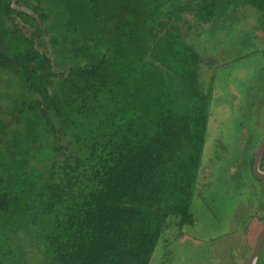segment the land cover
<instances>
[{"label": "trees", "instance_id": "obj_1", "mask_svg": "<svg viewBox=\"0 0 264 264\" xmlns=\"http://www.w3.org/2000/svg\"><path fill=\"white\" fill-rule=\"evenodd\" d=\"M243 5L264 21V0H0V264H151L195 222L222 69L196 38Z\"/></svg>", "mask_w": 264, "mask_h": 264}, {"label": "rangeland", "instance_id": "obj_2", "mask_svg": "<svg viewBox=\"0 0 264 264\" xmlns=\"http://www.w3.org/2000/svg\"><path fill=\"white\" fill-rule=\"evenodd\" d=\"M227 16L214 32L196 38L212 67L222 68L202 160L206 168L200 177L206 175L209 181L212 174L214 186L203 191L205 183L202 187L199 181L198 189L203 192L196 193L191 209L195 222L178 230L165 247L160 244L151 264H246L264 228V182L252 177L249 162V154L264 138V112L256 108L264 105V21L249 5ZM212 70L204 64V79ZM1 77L3 93L15 94L14 83L9 85L8 77ZM248 85L254 86L247 91ZM3 98L0 103L6 106L8 97ZM245 98L256 101L250 104ZM241 122L246 125L242 127ZM243 130L249 135L243 136ZM219 142L227 150L219 149ZM244 147L249 150L245 152ZM260 252L256 264H264V243Z\"/></svg>", "mask_w": 264, "mask_h": 264}, {"label": "water", "instance_id": "obj_3", "mask_svg": "<svg viewBox=\"0 0 264 264\" xmlns=\"http://www.w3.org/2000/svg\"><path fill=\"white\" fill-rule=\"evenodd\" d=\"M22 26H23V24H22ZM25 31L27 32L28 29H25ZM263 154H264V139L262 140V142L260 143L259 147L256 150L255 163H254V172L262 180H264V171L260 170L259 162H260ZM263 243H264V228L258 234L256 242H255L254 247H253V250H252L251 255L248 258L246 264H256L257 263L259 253L262 249Z\"/></svg>", "mask_w": 264, "mask_h": 264}, {"label": "flooded vegetation", "instance_id": "obj_4", "mask_svg": "<svg viewBox=\"0 0 264 264\" xmlns=\"http://www.w3.org/2000/svg\"><path fill=\"white\" fill-rule=\"evenodd\" d=\"M258 110L259 109H261L262 108V110H261V112L260 113H263L264 112V105H259V106H257L256 107ZM259 113V112H258ZM264 139V138H263ZM259 145L260 144H258V147H259ZM222 147V146H221ZM258 147H256L255 149H254V163H255V154H256V152H255V150H257V148ZM219 149H220V147H219ZM263 157H264V154H263V156H262V158H261V160H260V162H259V168H260V170L261 171H264V165L262 164V161H263ZM253 171H254V164H253ZM255 173V172H254ZM256 175V174H255ZM257 176V175H256ZM258 177V176H257ZM259 178V177H258ZM260 179V178H259ZM262 180V179H261Z\"/></svg>", "mask_w": 264, "mask_h": 264}, {"label": "crops", "instance_id": "obj_5", "mask_svg": "<svg viewBox=\"0 0 264 264\" xmlns=\"http://www.w3.org/2000/svg\"><path fill=\"white\" fill-rule=\"evenodd\" d=\"M261 253V252H260ZM260 253H259V255H260ZM258 259H259V257H258ZM258 261V260H257Z\"/></svg>", "mask_w": 264, "mask_h": 264}]
</instances>
